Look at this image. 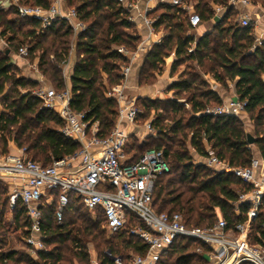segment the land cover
<instances>
[{
  "label": "trees",
  "instance_id": "trees-1",
  "mask_svg": "<svg viewBox=\"0 0 264 264\" xmlns=\"http://www.w3.org/2000/svg\"><path fill=\"white\" fill-rule=\"evenodd\" d=\"M65 1L74 8L85 26L76 34L77 58L68 80L70 106L84 111L86 120H97L98 134L104 136L114 126L118 114L116 101L105 95V89L121 81L120 67L127 62L115 47L122 45L133 50L139 36L128 32L129 28H134V23L128 19V11L118 0ZM187 1L192 3L201 22L213 19V5L222 7L220 20L210 30L194 38L185 33L193 27L177 6L157 3L148 15L154 18L153 28H162L165 34L145 52L138 82L142 81L143 66L147 65L153 71L171 50L175 57L171 73L176 66L188 61L199 68L206 67L204 73H209L221 85H225L227 80L233 82L237 98L244 101V111L252 126L253 142L247 141L249 132L244 128L241 116L203 112L206 106L221 103V99L198 72L190 69L183 70L168 85L171 97H136L135 104L142 108L137 117L152 111L153 117L149 122L155 133L148 135L144 142H134L130 151L125 147V152L136 158L147 149L162 150L168 170L160 174L154 183L151 201L155 211L179 212L188 226L210 225L216 220L218 211L227 224L232 225L247 219L249 203L236 201L238 192L247 191L250 186L230 172L210 168L203 161L194 162L193 153L205 159L208 155L205 146H208L230 166H245L255 155L253 146L258 157L264 158V39L255 44L253 26L233 22L237 12L227 0ZM252 1L264 6V0ZM17 3L47 8L50 0H17ZM0 26V36L5 38L6 45L0 50L2 151L7 152L6 134L14 132L13 140L17 147H24L25 153L32 151L33 160L48 165L52 159L75 152L78 144L59 132L61 118L56 111L45 107L41 98L32 94L36 80L17 75L18 67L9 55L20 47L17 37H27L32 41L29 47L26 46L27 56L40 49L38 70L47 74L56 87L63 89L65 82L57 64L67 56L72 29L63 18H57L41 28L38 20L19 15L14 4L0 8ZM47 37L48 46L43 44ZM49 53L53 60L49 59ZM19 88L26 91L21 92ZM181 93L185 94L183 101L178 100ZM167 118H170V124L164 123ZM189 148L192 150L189 151ZM5 185L0 179V197ZM54 202L40 207V231L45 249L37 250L36 257L17 248L5 247L8 243L3 233L7 228H3L0 222L3 231L0 233V264H90L83 238L95 242L100 264H111L104 250L122 255L125 261L130 251L136 254L145 252V244L129 234L127 228L105 237L101 228L102 214L98 211L95 219H91L90 212L72 193L69 194L62 222L58 224L53 216ZM5 203L0 200V218L4 215V207L7 208L14 229L20 231L19 236L28 235L29 220L21 201L16 199L13 206L9 205L8 199ZM81 208L86 214L81 212ZM263 225L264 195L254 218L247 220V239L250 243L264 244ZM197 246L206 249L197 240L178 237L161 251L158 264L206 263V258L194 251ZM239 264L251 263L243 261Z\"/></svg>",
  "mask_w": 264,
  "mask_h": 264
},
{
  "label": "built area",
  "instance_id": "built-area-1",
  "mask_svg": "<svg viewBox=\"0 0 264 264\" xmlns=\"http://www.w3.org/2000/svg\"><path fill=\"white\" fill-rule=\"evenodd\" d=\"M126 11L134 6L131 0H118ZM149 1V0H148ZM157 3L175 5L187 17L191 27L196 28L201 19L187 0H153ZM236 7L239 4L248 5L250 0H227ZM17 13L21 16L35 19L41 27L48 26L53 20L63 18L68 21L72 31L77 34L85 26L78 19L74 8L62 7L61 0H54L47 8L39 5L15 3ZM214 16L220 15L223 8L214 5ZM151 5L145 6L141 20L148 30L154 32V18L148 16ZM131 20V17L128 16ZM238 24H251L246 12L238 15ZM157 41H159L157 39ZM262 39L256 38L255 44ZM156 43V42H155ZM145 45H137L130 50L122 45L116 46L117 52L126 57L122 64L121 81L112 86H106L105 95L114 98L118 104V114L114 126L107 135H99L97 120H86L85 112L74 110L70 106V89L68 83L60 91L52 87H40L33 93L42 99L43 105L56 111L61 118L59 132L75 141L78 149L43 165L25 155L22 147L17 153H0V179L11 187L8 202L13 206L19 199L24 206L29 220V234L21 237L23 242L31 247L36 256L37 250L45 249L40 231L41 205H50L54 200L53 216L60 224L69 202V194L78 197L87 210L95 218L97 212L102 214L101 228L106 237H111L127 228L128 233L139 238L146 246L143 254L128 253L125 261L120 254H112L104 250L111 264H158L161 251L166 249L174 239L188 237L200 242L201 246L194 251L206 258L207 264H264V244H253L247 239V220L255 214L261 198L264 195V173L262 158L253 155L245 166H230L225 160L219 159L210 149L205 158V165L210 168L230 172L242 183L250 186L247 191L237 194L238 202H248L249 209L246 221H237L228 225L217 212L216 220L207 226H188L184 224L179 212H157L154 210L151 195L155 180L168 170V164L161 149H147L136 158L125 152L129 134L120 126V121L134 123L140 109L135 99H127L123 93L131 62L138 56L139 50ZM27 47L20 46L15 57L25 58ZM65 62V61H64ZM67 63H64V68ZM70 74H67L69 79ZM204 113L213 115L232 114L241 116L244 111V101L236 98L219 104L206 106ZM147 131L154 133L150 122H145ZM133 220V221H132ZM135 221H138L136 223ZM89 252L90 264H100L96 253Z\"/></svg>",
  "mask_w": 264,
  "mask_h": 264
},
{
  "label": "rangeland",
  "instance_id": "rangeland-1",
  "mask_svg": "<svg viewBox=\"0 0 264 264\" xmlns=\"http://www.w3.org/2000/svg\"><path fill=\"white\" fill-rule=\"evenodd\" d=\"M53 1L54 0H50V4ZM63 1L65 3V6L66 7L72 8V7H69L67 5V3H66L65 0H63ZM251 3L252 4H255V5H258V3H254L252 0H251ZM66 22L68 23L67 20H66ZM233 22H237L238 23V16L237 15H234L233 16ZM250 22H251V25L252 26L255 25V22H252L251 20H250ZM26 27H27V25H25L24 28H26ZM41 28H44V27H41ZM1 29H2V26H0V30ZM161 29L162 28H159V30H161ZM134 30H136L135 29V25H134V28H132V27L129 28L128 29V32H134ZM162 32L165 34V30L164 29H162ZM185 33L191 34L194 38H197L200 35L199 30H197L196 28L187 29L185 31ZM0 38L2 39V41L4 43V44H2V42H0V50H3L6 47L5 42H4V39L5 38L2 37V36H0ZM256 38L254 39V43H256ZM16 40H17V43H18V47L19 46H27V47H29L32 44V41H30L25 36H21L20 35V36L17 37ZM44 43L47 46L49 45V38L48 37L43 40V44ZM75 43H76V34L72 31L71 32V36L69 38V45H68L69 46L68 47L69 49H68V53H67L66 58L64 59L65 62L62 61V62H59L57 64V66L60 68V74H61V76H62V78H63V80H64L65 83H68L67 74H69V72H70V68H69L70 66L69 67L67 66V67L64 68V63L70 62L71 65L74 64V62H75V60L77 58V51L75 49ZM17 51H18V49L16 51H12L10 53L9 58L11 60H13V57L15 56V54L17 53ZM39 53H40V49H37L33 53H28V56H26L25 58L17 57L18 60H19L18 61L19 62V66L16 65L18 67L17 75L24 76V77L30 78L32 80L35 77H38L39 78V81H37L36 79H34V80H36L37 85L34 86V88H32V90H31L32 94H34L33 91H35L36 89H38L40 87H44V88H50V87H52L55 91H60L61 89L59 87H56L55 86V83L52 82L49 79V77H48L47 74H42L38 70V68H37V61H38V55H39ZM173 56H174V54H173V51L171 50L169 52V54L166 57H164L163 63H159L157 65L158 67L156 69H154L153 71H151L150 68L147 67V65H145V67L143 66V72H142V76L143 77L141 76L142 77L141 78L142 81L139 84V82H138L139 81V74L141 72L140 71V68L141 67H140L139 70H138V75H137V82H138V84L139 85H150L151 83H154L155 82V79L157 78L156 74L163 73L164 69L167 66V62H170V59ZM49 59L50 60H53V57H52L51 53H49ZM53 63L55 64V61H53ZM190 69L198 72L199 75L201 76V78H203L208 83V81L206 79L207 77L204 76L205 74H207V73H204V70L206 69V67L199 68L193 62H189V61L187 63L184 62V63L176 66L175 70L171 73V75L172 76H175L174 78H176V77H178V75L181 72H183V70H190ZM208 75L210 77H212L209 73H208ZM230 84H231V86H233V82L230 81V80H227L226 81V84L225 85H222V86H223L224 89H227L228 90ZM208 85H209V83H208ZM7 88H8V84L5 86V91L7 90ZM19 90L21 92H25L26 91V89H23V88H19ZM171 94H172V91L168 90L166 92V90L164 89V92L161 95H159V96L151 95L150 97H153V98L154 97L164 98V97H171L172 96ZM184 96H185V94L184 93H181L180 94V97L178 98V100L179 101H183L184 100ZM136 105H137V107L141 111L142 108L138 104H136ZM213 105H215V104H213ZM208 106H212V105H208ZM186 107L188 108V105H186ZM117 108H118V104H117ZM0 110H3V105L1 103H0ZM244 114H246V113H243L242 114L243 116L241 115V118H242L243 123H244V128H245V130L247 132H249L251 134L252 133V126L250 125V120L248 119V116L245 115V116H247V117H245ZM152 117H153V113H152V111H150V113L148 115L147 114L145 115L144 113H142V116L141 117L138 116L136 118V120H135L134 123H128L127 122L128 123V130L130 131V133H129V138H128V142L129 143H127L128 145L126 146V148L129 149V151H130V148H131V146L133 145L134 142H137V143L144 142V140H146L147 136L150 135V134H152L151 131H147V128L145 126V122L149 121ZM170 122H171L170 118H167V119L164 120V123L170 124ZM14 135H15L14 132L10 133L9 135L6 134V138L8 139L7 140V152H10L12 150L11 149L12 148V144L14 145V147H13L14 151L16 150V152H18L19 149H20L19 147L16 146V143L13 140ZM176 137L178 138L179 135L176 136ZM252 148H253V146H252ZM2 149L3 148H2V145L0 143V153H5V151H2ZM189 151H191L190 148H189ZM25 155L28 156V157H31L32 151H27L25 153ZM193 161L196 162V163L199 162V161L194 160V159H193ZM202 161L205 162V159L203 158ZM4 187H5L4 188V192L1 194V197H0L1 203L2 202L5 203L6 199H8V192H9L8 191V186L5 185ZM80 210H81V212L83 211L85 213V211L83 210V208H81ZM10 215L11 214H10L9 210L4 207V215L0 218L1 219L0 222H2L1 224H2L3 228L6 227L7 229L5 228L6 231L3 233V231L0 228V233H3L4 238H6V240H7V243L8 244H6L5 247L6 246H10V247H13V248L16 247L19 250H23L24 252L28 253L29 255H31L33 257H36V256H34L32 250H31V247L28 246L27 244H25L23 242L22 238L19 236V232L20 231L14 229V226L12 224L11 216ZM89 216H90L91 219H95V218H92V215L90 213H89ZM103 232H104V235L106 237V233H105L104 230H103ZM83 239H84L83 241L85 242L86 249L87 250H90L91 253H96V251H95L96 250L95 242L92 241V240H90L89 238H83ZM196 264H207V262L206 263H204V262L203 263L197 262Z\"/></svg>",
  "mask_w": 264,
  "mask_h": 264
},
{
  "label": "crops",
  "instance_id": "crops-1",
  "mask_svg": "<svg viewBox=\"0 0 264 264\" xmlns=\"http://www.w3.org/2000/svg\"><path fill=\"white\" fill-rule=\"evenodd\" d=\"M15 3H17V0H0V8H6L9 5H13V4L15 5ZM133 3H134V6L129 11V16L131 17L130 21L132 23H134V25H135V29H136L134 31L135 34L139 36V41H138L137 45L141 44V45H145L146 47L144 49L139 50L138 56L130 64L131 65L130 70L128 72L126 82L124 83V86H123V93H124V96L127 99V101L130 99H136V97L145 96V95L147 97H150L151 95L159 96L164 92V89L167 92L168 91L167 90L168 85L172 81H174L178 78V77L174 78L175 76H172L171 72H170L171 63L175 58L173 56L174 58L172 57L170 59V62H167V66L164 69L163 73L156 74L157 78L155 79L154 83H151L150 85H139L138 84V82H137L138 70L141 67V64L144 60L145 52L155 42L156 43L159 42L161 40L162 36L164 35V33L162 32V29H161V30H157V31L154 30V32L152 34H148V30L141 20V13L143 12L145 6L151 5L153 8L156 5V3L153 0H149V1L148 0H133ZM61 6L64 8L66 7L63 0H61ZM234 9L237 12V14H236L237 16L239 15L240 12H246L248 14L250 20L252 22H255V25H253V34H254L255 38L260 37L261 39H264V6H261L260 4H258V5L252 4L250 1V3L248 5L239 4L236 7H234ZM213 24H214V21H213V19H211V20H208L205 22H201L196 27V29L199 30L200 35H201L204 32L210 30L212 28ZM157 39L159 41H157ZM0 42H2V44H4L1 38H0ZM11 61L19 66V62H18L19 60L17 57L14 56L13 60H11ZM67 66L68 67L70 66L69 67L70 68L69 74H70L73 65H71L70 62H67L65 67H67ZM204 76L207 77L206 79L209 83V87L218 94V96L221 99V102L236 98L234 88H233V86H231V84L229 86V89L227 90V89H224L220 83H218L212 77H210L208 75V73L205 74ZM34 79L39 81L38 77H35ZM68 85H69V81H68ZM245 115L246 114H244V116ZM245 117H247V116H245ZM250 125H251V122H250ZM120 126L125 131H127L128 134L130 133V131L128 130V123L126 121L121 120ZM13 147H14V145L12 144V148H11L12 150L10 152L11 153H17L16 150L14 151ZM205 147L208 148V146H205ZM252 149H253L255 156H258V152H257L256 148L253 147ZM193 159L197 160V161H202L203 157H201L200 155H197L196 153H193ZM262 172L264 173V158H262ZM10 190H11V187L8 186V191L10 192ZM256 212H257V210L255 211V214L250 216V219L254 218V216L256 215Z\"/></svg>",
  "mask_w": 264,
  "mask_h": 264
},
{
  "label": "water",
  "instance_id": "water-1",
  "mask_svg": "<svg viewBox=\"0 0 264 264\" xmlns=\"http://www.w3.org/2000/svg\"><path fill=\"white\" fill-rule=\"evenodd\" d=\"M221 16L220 15H215L213 17V21L214 23L218 22L220 20ZM5 53H8V50H5ZM247 141L248 143H252L253 142V137L250 133H247Z\"/></svg>",
  "mask_w": 264,
  "mask_h": 264
}]
</instances>
